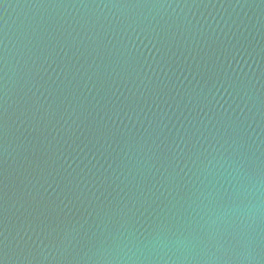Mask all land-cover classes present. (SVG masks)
<instances>
[{"label":"water","instance_id":"water-1","mask_svg":"<svg viewBox=\"0 0 264 264\" xmlns=\"http://www.w3.org/2000/svg\"><path fill=\"white\" fill-rule=\"evenodd\" d=\"M0 264H264V0H0Z\"/></svg>","mask_w":264,"mask_h":264}]
</instances>
